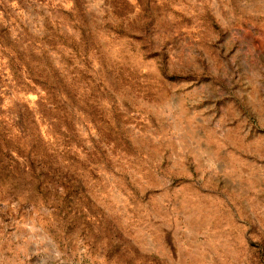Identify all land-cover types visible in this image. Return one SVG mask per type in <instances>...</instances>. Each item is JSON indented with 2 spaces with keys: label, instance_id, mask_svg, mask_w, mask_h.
<instances>
[{
  "label": "rangeland",
  "instance_id": "1",
  "mask_svg": "<svg viewBox=\"0 0 264 264\" xmlns=\"http://www.w3.org/2000/svg\"><path fill=\"white\" fill-rule=\"evenodd\" d=\"M0 264H264V0H0Z\"/></svg>",
  "mask_w": 264,
  "mask_h": 264
}]
</instances>
